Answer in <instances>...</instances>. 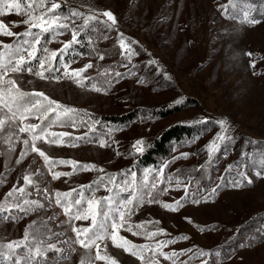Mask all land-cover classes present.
Wrapping results in <instances>:
<instances>
[{"label": "snow or ice", "instance_id": "obj_1", "mask_svg": "<svg viewBox=\"0 0 264 264\" xmlns=\"http://www.w3.org/2000/svg\"><path fill=\"white\" fill-rule=\"evenodd\" d=\"M67 0H0V17L15 13L25 17L22 21H13L12 26H25V30L17 33L3 20H0V37H12L13 43H5L0 40V145L4 150L0 156L17 152V145L22 144L17 165L22 164L25 159L33 154L43 160V167L51 180H59L62 176L72 177L77 172L96 171L100 173L97 179L91 184L80 185L79 188H72L70 191L61 192L55 190L50 192L47 187L41 186L40 177L45 176L41 168L32 170L30 164L22 174L23 184L17 181L0 200V220L7 221L11 218L15 221L18 214H35L41 210H53L59 208L60 213L53 212L52 216L39 223L33 220L24 230L23 238L8 242H0V264H68L72 256L82 249L79 257V264H96L102 261L103 264H119L118 260L108 253V242L115 249L123 250L124 253L136 258L139 264H162L170 261L177 264L176 259L183 253L175 251L166 252L163 249L177 241L173 239L159 240L155 238L160 235H167L160 221H141L135 223L132 217L136 215L145 205L158 204L170 212H178L189 201L192 204H200L201 199L197 198L196 192H190L192 181L195 177L189 174L187 180H182L178 175L164 176V164L160 169H144L142 176L138 177L135 171L126 170L120 173H107L103 167L95 163H80L76 160L55 159L51 157L40 145L52 147H79L80 141L87 136H75L68 131H53L55 127L65 128L78 126L80 110L70 107L52 98L42 90H26L22 87L24 75L36 78L47 83H60L62 80L74 83L79 88H88L86 81L92 80L85 73L94 67L92 62L85 63L82 67L72 68L71 64L76 63L75 56L82 55L74 50V45L81 44L80 37L89 31L99 32V25H103L107 31L116 29L118 20L111 10L100 11L87 7V12L69 8L68 13L62 12L63 5ZM84 7V5H81ZM254 5L250 0H227L226 4H220L219 9L226 19L238 20L240 24L257 25L260 20L252 16ZM80 21V23H77ZM70 33V39L60 41L58 38ZM108 39L107 36L103 37ZM52 43H59L57 49L49 47ZM137 41L126 42L123 33H119L118 46L120 54L125 56L129 62L132 56L137 55L132 44ZM87 44L91 53L103 61L106 53L100 52L95 47L91 36L87 38ZM71 55L73 59L68 61L66 56ZM244 55L253 58L250 62L252 69L256 68L254 53L247 52ZM59 59L60 67L56 66ZM264 60V57H261ZM155 63V61H151ZM126 66V65H125ZM98 75L104 77V84L91 83L89 91L107 94L112 84V76L109 69L102 72L97 69ZM62 73V75H61ZM256 73L253 72V75ZM122 73L115 72V77ZM167 78V77H166ZM27 84L32 85L33 79H28ZM180 101H177L179 103ZM84 115H88L86 112ZM35 121V122H34ZM85 121L79 119V125ZM88 125V131L94 132V124ZM195 123H207L206 120H198ZM220 132L206 146L208 160L211 164L213 156L220 152L221 146L226 141L234 139L229 135L230 125L224 119L217 121ZM114 129H109L105 134L111 138ZM98 146L105 148L109 146V140L100 138ZM146 142L141 138L132 144L133 153L143 154ZM117 156L121 153L116 152ZM189 153H181L176 159H187ZM33 159V164L35 163ZM171 163V162H169ZM256 163V161H254ZM259 168L255 172L257 177L264 176V156H261ZM71 165V172L54 171L56 165ZM7 166V165H6ZM202 168L206 167L204 165ZM245 167H247L245 165ZM233 166L229 165L227 172L231 173ZM239 180L232 179L225 184L224 178L219 177L220 184L211 189V195H215L221 187L230 186L242 188L245 182L248 185L253 183L246 172H238ZM4 183L0 179V184ZM167 184L168 187L161 189L160 185ZM175 186L177 190L183 189L184 196L172 203L164 202L160 196L168 194L170 188ZM101 187L107 195L97 197L96 193ZM200 185L197 182V190ZM33 190L39 198L32 199ZM86 192L89 195H86ZM73 193L76 195L74 196ZM206 203L208 197H204ZM16 210V214L13 213ZM7 213V215H3ZM63 215L64 220L59 221L58 228L64 229L54 232L48 221L59 220ZM189 223L191 219L185 217ZM74 221H89L86 227L77 226ZM149 225H155L154 230H149ZM72 233L68 235V231ZM122 232L130 233L134 237H143L147 242L143 244L134 243L131 239L122 235ZM61 237H66L61 239ZM55 238V242L54 241ZM178 239H188L187 236ZM103 245V249L101 247ZM78 246V247H77ZM93 249L95 254L93 255ZM49 253L56 254V260L49 258ZM202 255L204 253H201ZM206 264V262H205Z\"/></svg>", "mask_w": 264, "mask_h": 264}, {"label": "rangeland", "instance_id": "obj_2", "mask_svg": "<svg viewBox=\"0 0 264 264\" xmlns=\"http://www.w3.org/2000/svg\"><path fill=\"white\" fill-rule=\"evenodd\" d=\"M226 3L227 0H67L66 6L78 7L84 11H87L88 6L100 11L111 10L118 20L116 30L123 33L126 39L137 41V44L143 48L144 54L148 55V59L155 61V66L172 81L173 85L169 90L158 93L138 87L133 81L120 85L119 87L124 88L126 92L129 91L128 88H132V93H136L134 95L136 102L145 105H159L180 101L182 96L195 100L194 105H188L164 119L136 121L125 134L131 147L137 139L151 140L163 127L178 122L195 123L198 120H206L207 124H210L201 140L197 142L206 151V146L220 132L217 121L221 119L226 120L230 125L229 135L233 137L240 135L238 138L249 137L255 141H264V60L261 59L264 57V17L255 18L261 23L254 26L240 24L238 20L226 19L219 9L220 4ZM24 18L12 13L0 17V20L8 24L12 31L21 33L22 28L12 26V22H20ZM153 27L156 33L163 31L166 34L164 38L160 34L156 36ZM156 38L163 39V43H159ZM58 39L68 40L63 36ZM0 40L11 43L14 38L0 37ZM55 45L50 48L57 49L61 46L60 44L59 47ZM247 52L254 53L255 69L250 67L253 58L244 55ZM134 60L135 58L132 57L131 61ZM83 62L81 60L73 63L71 67H82ZM253 72L256 74L253 75ZM28 79H33L34 83L27 84ZM24 81L22 87L25 89L42 90L62 103L82 107L85 112H89L87 110L89 107L86 106L88 104H94L97 111L120 112L132 102L136 103L134 100L126 103H113L114 98L89 91L90 86L82 89L66 80L60 83H47L25 74ZM242 142H244L243 139L236 141L238 146ZM40 146L55 159L95 163L105 170L106 167L112 168L111 162L119 166L125 163L116 153L99 146L80 145L75 148L55 145ZM22 147V144H19L15 154L7 157L0 156V179L4 180V183L0 185V200L13 185L17 184L18 180L21 185L23 184L22 174L30 164L33 171L41 168L45 173L46 187L52 193L55 190L64 192L66 189L84 185L94 173H97L96 171L77 172L72 177L62 176L59 180L53 181L43 167V160L35 154L27 157L20 165L15 163ZM3 150L4 146L0 145V151ZM185 152L192 154L189 150L181 149L174 157H179ZM233 154L235 151L230 150L222 155L221 166L215 171L212 188L220 184L219 177L224 178L226 185L232 179L239 180L238 172H246L247 176L253 180L251 185L245 182L242 188L221 187L214 196L211 195V190L210 192L201 190V194L197 193V198L201 199L200 204H192L189 198V201L185 202L184 207L178 212L167 211L158 204L143 207L137 213L138 223L160 221L158 226L172 235L183 234L188 237L186 240L171 244L172 248H180L190 243L206 247L211 245L216 237L213 238L211 230L201 233L193 225H211L220 222L235 225L258 211H264V176L255 175L260 168L251 169L242 163L234 165L231 173L227 172L226 169L234 161L230 159ZM173 158L167 162L163 160L161 163L162 166L168 164V167L164 168L165 177H167L165 174L168 175L170 172L169 169L176 165H169ZM33 159L36 161L34 164ZM54 171L71 172L72 167L58 164ZM194 185L193 180L190 192H193ZM160 187L163 189L168 185L164 184ZM183 196V189L177 190L173 185L168 194L160 196V199L172 203ZM204 197H208L206 203L203 201ZM55 209L58 213L61 212L59 208ZM185 217L190 218L192 222L189 223ZM64 219L65 217L61 214L59 220L55 221L59 223ZM84 223L88 226L90 222L84 221ZM154 227L155 225H149L150 230H154ZM4 229H7L6 224H0V231ZM68 234L72 235L70 230ZM19 239L20 237L16 235L11 236L8 241ZM101 247L103 249V245ZM82 253L83 250L78 249L68 264H79V257ZM108 253L115 257L119 264H139L136 258L124 253L123 250L112 247L110 241L108 242ZM94 254L95 249H93ZM96 264H103V262L98 261ZM221 264H264V242L254 246H240Z\"/></svg>", "mask_w": 264, "mask_h": 264}, {"label": "trees", "instance_id": "obj_3", "mask_svg": "<svg viewBox=\"0 0 264 264\" xmlns=\"http://www.w3.org/2000/svg\"><path fill=\"white\" fill-rule=\"evenodd\" d=\"M254 5L252 10V16L254 18L264 17V0H250ZM69 8L77 9L79 11H84L78 7L66 6L63 5L62 12L64 14L68 13ZM84 12H87L86 10ZM80 23V21H77ZM22 32L25 30L23 24L20 25ZM99 32L89 31L86 35L80 37L82 43L74 45V50L77 53L82 55L75 56L76 62L84 61L83 63L92 62L94 67L89 69L86 76H90L93 79L86 81L88 86H91V83L97 82L101 86L107 87L104 84V77L98 75L97 69L102 72L105 68L109 69L110 73L113 74L111 87L108 89L107 94L97 93L101 96H106L113 99V103H126L129 100H134V95L132 93V88H128L129 91L119 86L125 82H134L136 86L143 87L147 90H150L154 93L162 92L169 90L173 83L172 81L162 73L154 63L148 59V55L144 54L143 48L134 43L131 47L137 53V55L132 56L135 58L134 61H130L123 55L120 54V49L118 46V37L119 32L116 29L107 31L103 25H99ZM153 32L164 36L166 35L163 31L155 32V27H153ZM158 30V29H157ZM159 31V30H158ZM91 36L95 42V47L98 51L106 53L105 59L100 61L94 53H91L90 48L87 44V38ZM107 36L108 39L103 37ZM64 38L70 39V33L64 35ZM125 37V36H124ZM126 39V37H125ZM128 42H132L130 39H126ZM159 43H163L161 38H156ZM14 40L11 42L13 43ZM56 44V47H59L58 43H52L49 47H53ZM66 60L71 61L73 57L68 55L65 57ZM73 64V63H72ZM126 65V67H125ZM56 66L60 67L59 59L56 62ZM125 67V69H122ZM120 72L122 75L120 77H115L114 73ZM167 77V78H166ZM29 90V89H26ZM131 93V95H129ZM111 101V100H110ZM135 101V100H134ZM112 102V101H111ZM136 102V101H135ZM70 107H75L80 110V116L78 117V126L75 128L65 127L59 128L55 127L53 131H68L72 133L73 137L75 136H84L87 133V136L83 141H80V145H92L98 146V140L100 138H105L109 140V146L103 149H108L109 152L116 153L117 151L121 153V157L125 163L119 166L111 162L112 168L106 167L107 173H120L122 171L131 170L135 171L138 177L142 176L144 169H154L158 170L162 166V162L170 161L177 152L181 149L189 150L192 152L184 161L182 159H176L171 161L169 165L173 168L169 169L170 172L168 175H178L180 179L187 180L189 174L194 179V189L192 191L201 194V190L210 192L212 185L214 183L215 171L221 166L222 155L228 153L230 150L235 151V154L230 157L231 165H240L244 164L251 169L259 167V159L261 156H264V141L253 140L249 137L238 138L240 135H234V139L231 141H226L222 146L220 152L216 153L213 156L211 164H207L208 154L207 151L202 149L197 142L201 140L205 131L209 128V123H183L178 122L167 127H163L159 132L151 139L147 140L146 148L143 154L132 155L133 149L129 144L128 140L125 138V134L129 131L130 126L133 125L136 121H147V119H156L161 120L172 114L173 112L182 110V108L188 105H194L195 100L189 97H181L179 103L177 100L174 102H167L159 105H145L141 103H131L126 109L121 110L120 112H106L97 111L94 104H88L89 108L86 112L88 115H84L85 111L82 107H76L69 103H64ZM79 119H83L85 123L79 125ZM94 124L95 131L89 132L88 125ZM35 122V121H34ZM109 129H114L111 138L107 137L105 134ZM243 139L244 142L240 146L237 145L236 141ZM101 148V147H100ZM256 161V163H254ZM29 163V159H28ZM27 163V164H28ZM204 165L206 167L202 168ZM28 167V166H27ZM100 174L94 173L92 178L84 185L91 184L95 179L98 178ZM168 176L167 174H165ZM20 177H18L19 179ZM41 180V186L46 187L44 181V176L38 178ZM197 182H199V189L197 190ZM3 184V183H2ZM0 184V185H2ZM246 184V183H245ZM80 186V185H79ZM75 187V188H79ZM71 189H66L64 192L70 191ZM75 196L76 194L73 193ZM86 195L89 193L86 192ZM97 197L107 195L104 189L101 187L100 191L96 193ZM32 199H37L35 191L33 190V195L30 197ZM149 206L145 205L144 207ZM53 212H57L56 209L53 210H41L35 214H18V218L13 221L9 218L7 221L0 220V224H6L7 229L0 231V242H7L11 236L18 235L20 239L23 238V233L25 228L33 221L38 223L48 216H52ZM13 213L16 214V210H13ZM7 215V213L3 214ZM264 211H258L252 216L248 217L245 220H242L238 224L228 225L226 223H212L211 225H202L196 224L193 225L195 229L199 232L204 233L212 231L213 243L209 246L202 247L194 245L193 243L187 244L180 248H172L171 245H168L163 250L166 252L175 251L177 253H183L179 255L176 259L177 264H221L225 261L230 255L236 251L240 246H254L264 242ZM138 214L132 217L133 222L138 223L136 219ZM54 220L48 221V226L54 232L63 231L57 227V222ZM77 226L86 227L84 221H74ZM150 230V229H149ZM167 232V231H166ZM12 234V235H11ZM131 239L134 243L143 244L147 241L143 237H134L130 233L122 232ZM69 235V234H68ZM70 236V235H69ZM185 236L183 234L172 235L167 232V235H160L155 238L156 241L173 239L176 241H182L183 239H178L179 237ZM66 237H61L65 239ZM11 241V240H10ZM55 242V238L54 241ZM201 253H204L203 255ZM49 258L53 261L56 260V254L49 253ZM162 264H171L170 261H164L161 258Z\"/></svg>", "mask_w": 264, "mask_h": 264}]
</instances>
